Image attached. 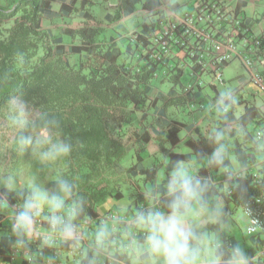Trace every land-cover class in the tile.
I'll return each instance as SVG.
<instances>
[{"label":"trees","instance_id":"1","mask_svg":"<svg viewBox=\"0 0 264 264\" xmlns=\"http://www.w3.org/2000/svg\"><path fill=\"white\" fill-rule=\"evenodd\" d=\"M127 1L116 6L108 21L128 10ZM56 2L58 10L54 9ZM94 5V0H7L0 4V119L9 117L15 103L34 112L13 138L14 148L24 152L32 141L31 131L47 129L60 136L68 151L67 170L50 184L72 193L69 201L75 209V220L95 217V206L114 193L123 196L122 186L129 183L133 199L122 224L138 226V204L147 196L137 191L132 180L145 175V180L154 181L158 176V166L145 167L143 163L151 131L156 134L160 151L170 158L167 171L188 161L192 154L200 161L206 156L212 158L194 178L173 182L168 176L163 182L166 190L158 200L162 209L171 211L178 204L176 209L186 210L198 197L207 199L219 194L223 186L214 178L220 168L231 164L230 157L219 152L221 146L238 131L233 149L245 164L251 161L247 159L246 143L256 142V128L264 131V108L246 104L236 115L233 98L226 101L225 112L220 106L204 104V110L217 117V132L187 140L193 153L175 151L184 140L179 135L182 127L193 125L186 112L190 100L201 96L204 88L186 93L188 78L183 69L168 64L172 60L167 58L163 62L151 58L149 40L143 35L134 39V30L114 36L95 15ZM57 15L68 23L55 33L46 23L48 17ZM71 17L79 18L78 22L68 25ZM147 30L146 24L135 32ZM167 81L172 86L165 91L162 85ZM262 140L264 135L257 141ZM128 152L133 159L130 165L123 163ZM255 173L258 171L234 179L224 170L232 190L229 196L258 216L264 228V203L256 201L264 194V183L254 179ZM178 185L181 187L177 191L166 194ZM34 191L28 187L2 190L10 204L27 201ZM147 211L158 212L154 208ZM21 227L20 222L7 228L21 233ZM140 234L138 239L144 236ZM15 237L12 233L0 237V264L12 263Z\"/></svg>","mask_w":264,"mask_h":264},{"label":"crops","instance_id":"2","mask_svg":"<svg viewBox=\"0 0 264 264\" xmlns=\"http://www.w3.org/2000/svg\"><path fill=\"white\" fill-rule=\"evenodd\" d=\"M121 1L94 0L95 5L92 7L94 11L96 5H103L101 15H95L105 22L104 25L112 33L115 31L118 35L141 29L153 20L162 8L185 13L193 5V0H128L126 3L128 10L124 9L118 18L114 17V20L108 21L109 14L114 16L109 8L115 9ZM227 1L240 7L253 23L254 29L264 35V0ZM6 2L7 0H0V4ZM134 16H143L144 20L138 23V26L125 30L127 20ZM243 79L245 82L237 87L233 93L234 96L242 95L245 98L244 94L248 92L250 98L254 94V105L264 108V94L248 84L247 78ZM249 89L251 91H248ZM202 123L182 127L179 135L184 140L174 150L187 154L193 153L192 148L185 143L187 140H196L200 136L207 137L217 132L215 125L208 126L210 123ZM237 132L230 135L229 141L219 150L220 153L228 155L231 160V164L227 168H220L214 178L217 184L223 186L219 194L207 199L198 197L186 210L176 209L178 207L176 204L174 210L166 211L158 204V200L166 190L163 182L168 176L173 177V182L194 178L200 167L211 162L212 158L206 156L200 161L192 154L188 161H181L176 164L175 169L167 171L170 158L160 151L156 134L151 131L152 140L144 151L143 163L145 167L158 166V176L154 181L145 180V175L132 180L137 191L144 192L147 196L144 202L138 204L141 215L137 227L122 224L124 220L126 221L133 199L129 183L122 186L123 196L118 197L114 193L98 203L95 206V217H91L90 223L85 225L84 220L74 219L75 209L69 201L72 193L64 188H56L48 182L44 185L41 196H38L35 190L33 196H29L27 201L17 203L26 213V216L20 220L21 233L15 232L13 228L9 230L7 227L12 223L8 222L7 215L1 216L0 237L11 235V233L16 236L12 263L2 262L1 264H53L55 259L67 264H262L257 256L259 247L263 243L264 230L257 235L247 233L249 215L245 208L239 206L229 196V180L224 170L230 172V178L234 179L247 172L262 173L264 144L261 145V143H264V140L262 142L256 140L252 144L246 143L247 159L251 161L245 164L237 154V150L233 149ZM242 141L240 137V142ZM226 148H229L228 151H225ZM132 162L133 159L129 165ZM56 179L58 178L53 180ZM179 187L181 186L170 187L166 194L177 191ZM22 188L26 186L19 189ZM2 190L1 187L0 191ZM8 205L13 208L15 203L12 206L9 203ZM8 205L4 204L0 209L3 210ZM149 208H154L158 212H146ZM13 209L18 213L17 209ZM52 212H59V215L66 213V224L60 223L57 226L48 223L37 224L32 216L33 213L43 216ZM94 225H97L96 228L93 227ZM140 233L145 235L138 239L137 235ZM226 239L233 242L237 248L235 256H225L228 253L234 255L227 247ZM123 253L126 256L119 257L118 254Z\"/></svg>","mask_w":264,"mask_h":264},{"label":"built area","instance_id":"3","mask_svg":"<svg viewBox=\"0 0 264 264\" xmlns=\"http://www.w3.org/2000/svg\"><path fill=\"white\" fill-rule=\"evenodd\" d=\"M147 25L145 32L138 34L134 30L133 38L138 39L140 35L147 37L151 58L159 62L167 58L172 60L168 64L183 69V74L188 78L184 87L186 93L200 87L217 88L218 84H225L224 68L237 61L246 71L247 83L264 94V35L254 29L253 23L237 5L227 0H193L192 8L185 13L162 8ZM234 95L226 97L219 94L214 106L226 108V101ZM200 106L204 107V104ZM263 135V130L256 129L257 140L262 139ZM254 179L264 183L262 173H255ZM229 193H232L231 189ZM7 200L0 191V204ZM256 201L264 203V194L258 196ZM14 208L18 211L15 221L22 220L26 213L17 203ZM245 210L250 218L247 233L259 234L264 230L261 219ZM32 216L37 224L46 221L52 226L66 224V213L59 215V212H52L43 216L33 213ZM90 219L86 217L84 224L90 223ZM226 242L227 247L236 254L238 250L233 242L229 239ZM257 258L264 264V242L259 247ZM53 264L67 263L55 259Z\"/></svg>","mask_w":264,"mask_h":264},{"label":"rangeland","instance_id":"4","mask_svg":"<svg viewBox=\"0 0 264 264\" xmlns=\"http://www.w3.org/2000/svg\"><path fill=\"white\" fill-rule=\"evenodd\" d=\"M116 8V7H115ZM54 9H59V3H54ZM103 5H96L94 12L100 16ZM111 12H115V9L109 8ZM78 16V15H77ZM70 24L74 25L78 22L79 18L71 17ZM144 20L143 16H134L127 20L125 30L127 28H134L138 26ZM67 21L61 19L59 15L54 17H48L46 26L51 27L55 33L59 32V29L67 25ZM121 31V30H120ZM113 35L117 36L118 33L113 31ZM224 77L226 80L225 84H218L217 90L212 89L210 86L204 87L202 95L191 99L188 111V115L191 116V123L203 124L210 123L214 125L217 122V117L214 114L206 113L204 107L200 104L211 105L216 107L212 98L216 96V93L228 97L233 94L240 84H243L247 78L246 71L242 65L235 61L229 66L224 68ZM209 79L208 77L206 78ZM172 85L169 81L165 82L162 87L165 91H168ZM248 91H251L250 89ZM245 99L242 95L234 96L233 102L235 104V114L239 115L246 104L254 105L253 94L249 98V93L244 94ZM193 102V104H192ZM221 109L227 111V108ZM217 110V109H216ZM220 110H217L219 112ZM221 112V111H220ZM223 112V111H222ZM34 116V112L25 105L15 103L9 112V117L0 119V188L19 189L22 186L33 188L37 191V195L41 196L44 185L50 183L55 178H61L63 173L67 170L68 165V151L67 148L62 144L60 136L50 130H38L31 131L30 137L32 139L30 145L24 150L19 151L18 147L14 148L13 138L16 133L25 126L29 119ZM264 143L262 142L261 145ZM131 161V152H128L123 159V163L129 165ZM9 201L2 202L0 208L4 205H8ZM10 204V203H9ZM12 206V204H10ZM14 208V206H13ZM9 205L6 208L0 209L1 216L7 215L10 223H19L15 221L14 216L16 211ZM13 209V210H12ZM3 212H2V211Z\"/></svg>","mask_w":264,"mask_h":264}]
</instances>
